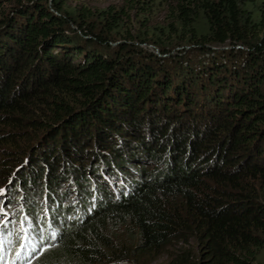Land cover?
<instances>
[{
    "label": "trees",
    "instance_id": "obj_1",
    "mask_svg": "<svg viewBox=\"0 0 264 264\" xmlns=\"http://www.w3.org/2000/svg\"><path fill=\"white\" fill-rule=\"evenodd\" d=\"M127 6L0 0V264H264V0Z\"/></svg>",
    "mask_w": 264,
    "mask_h": 264
},
{
    "label": "rangeland",
    "instance_id": "obj_2",
    "mask_svg": "<svg viewBox=\"0 0 264 264\" xmlns=\"http://www.w3.org/2000/svg\"><path fill=\"white\" fill-rule=\"evenodd\" d=\"M85 3L90 6L93 10L99 8H106L108 6H115V7H124L126 9H128V0H84ZM139 16V13L137 12V10H134L133 12H131V19L132 20H137ZM166 18H165V12L163 10H157V12H155L154 14H152L151 16H148V18L146 19V26L143 25V27H158V26H164L166 25ZM138 26L139 24L141 25L140 22H137ZM136 26V31L139 30V27ZM132 45L136 46V47H141L142 49H147L149 51H154L156 54H158L159 56H161V51L159 50V48H157L154 44H140L138 42H132ZM113 46H117V43H115ZM176 52H180L179 51V47H177L175 49ZM174 51V52H175ZM83 163H87V161H84ZM146 167H151V166H146ZM145 167V169H146ZM136 169H138L139 171H143L144 168H141L140 166H135ZM11 174H13V171ZM20 190L19 189H14L13 191L10 192V194L8 196H10V199H12L15 195H17V193H19ZM18 203H16L17 205ZM16 207V206H15ZM12 208L10 210H8L9 212H15L16 208ZM1 226V224H0ZM176 243V242H175ZM173 243L172 245H174V249H178L180 248V246H182V243H180L179 245L176 243ZM183 247V246H182ZM172 247L170 249L167 250V252H172L175 251ZM185 250H188L190 252H193L196 261H201L203 259L202 256V252L204 251V248H199L198 246V241L195 240H190L189 241V245L184 247ZM202 249V251H201ZM168 253H164L163 255H161L158 260L153 261L151 264H168V257H167ZM205 259V258H204ZM30 260V259H29Z\"/></svg>",
    "mask_w": 264,
    "mask_h": 264
}]
</instances>
